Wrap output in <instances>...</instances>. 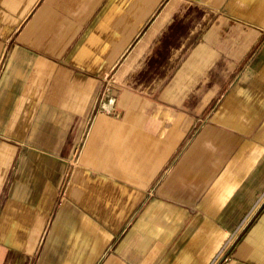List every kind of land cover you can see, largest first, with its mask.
Returning a JSON list of instances; mask_svg holds the SVG:
<instances>
[{
  "label": "crops",
  "instance_id": "obj_1",
  "mask_svg": "<svg viewBox=\"0 0 264 264\" xmlns=\"http://www.w3.org/2000/svg\"><path fill=\"white\" fill-rule=\"evenodd\" d=\"M0 264H264V0H0Z\"/></svg>",
  "mask_w": 264,
  "mask_h": 264
},
{
  "label": "built area",
  "instance_id": "obj_2",
  "mask_svg": "<svg viewBox=\"0 0 264 264\" xmlns=\"http://www.w3.org/2000/svg\"><path fill=\"white\" fill-rule=\"evenodd\" d=\"M107 87V86H106ZM116 98L111 95L109 88H105L99 103L98 111L103 114H112L115 111Z\"/></svg>",
  "mask_w": 264,
  "mask_h": 264
},
{
  "label": "rangeland",
  "instance_id": "obj_3",
  "mask_svg": "<svg viewBox=\"0 0 264 264\" xmlns=\"http://www.w3.org/2000/svg\"><path fill=\"white\" fill-rule=\"evenodd\" d=\"M106 86H107V85H106ZM106 86L104 87V90H105V88H107V87H108V86H107V87H106ZM102 94H103V92H102ZM102 94H101V97H100V99H99V101H98V108H97V110L99 109V103H100V101H101ZM115 107H116V106H115Z\"/></svg>",
  "mask_w": 264,
  "mask_h": 264
}]
</instances>
